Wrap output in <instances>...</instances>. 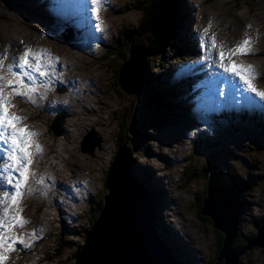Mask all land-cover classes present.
<instances>
[{
    "label": "rangeland",
    "instance_id": "obj_1",
    "mask_svg": "<svg viewBox=\"0 0 264 264\" xmlns=\"http://www.w3.org/2000/svg\"><path fill=\"white\" fill-rule=\"evenodd\" d=\"M149 2L150 0H100L97 15L102 30L97 32V21L92 22L93 18H96L92 13V0H83L79 8L70 2L75 13L66 0L55 5L52 0L50 2L48 0H0V14L10 12L15 21L22 23L21 27L17 23L14 24L0 17V59L4 56V62L7 60L6 64L11 66V69L15 68L13 63L8 61V55H12L10 58L17 61L18 55H21L26 49H30L34 53L36 52L35 48L39 50L37 44L42 47H45V44L47 46L45 50L48 51L51 58L55 54L59 58L63 55L64 61L73 66V77L80 80L77 87L81 89V96L74 93L75 100L85 99L87 97L84 96L86 89L91 88L95 92L94 95L92 94L94 100L91 103L96 110L100 108L98 110L100 115L110 119L108 125L112 130L109 134L107 128L105 131H100L96 126H90L91 124L80 126L78 123L75 143L61 146L68 149L63 152L64 157L68 158V161H75L83 170L84 175L78 174V178H73L72 182L85 183V187L71 183L66 202L63 200V193L56 187H49L46 191L40 185H45V182H49L55 176L60 181L67 182L65 177H68L70 172L67 169L70 168L67 162H62L64 166L62 170L65 172L61 173L62 179L50 169L51 165L46 163L58 161L55 154L42 157L39 153L33 157V163L30 166L31 175H29L27 185L22 189L19 203L13 205L11 211V216L20 212L19 215L26 223L23 227H13L8 233L9 238L24 239L27 246L17 243L14 251L5 253L7 256L5 264L75 263L78 248L85 243L88 233L105 205L106 197L101 199L99 194L103 192L105 195L108 194L107 175L122 145H126L131 150L130 169L132 168V174L135 179H138L139 185L153 203L152 213L153 209L155 211L153 224H155L157 232L163 243L174 248V254L183 262L191 260V264H212L220 251L222 232L215 229L209 217H203L200 213L203 201L207 196L208 178L212 171L226 170L235 176L244 188L241 198L240 232L235 245L240 246L244 240L247 241L254 236L258 226L264 223V99L248 91L236 76L229 75L218 67L217 58L219 51L223 50L227 56L229 50L234 49L244 38H249L252 41L249 53L232 56L231 60L237 65H251L255 76L253 86L258 91H264V0H177L176 19L178 18L180 23L177 31L181 37L178 36L177 43L181 47V51L188 49V52L192 50L194 54L201 55L191 57L179 52V49L174 46L167 47L164 58L149 55L145 72L146 80L148 78L147 86L156 93L161 90L167 98L165 104L168 105V108L174 109L169 112L170 117L162 118L164 119L163 125H158L161 124L162 119H157V124L145 116L141 110L142 99H134L129 96L119 82L120 69L125 59L129 57L132 42L147 41L150 44L151 32L143 33L139 38L138 36L131 37L138 33L140 26H143V10L150 5ZM119 7L126 11L121 13ZM66 22L68 24H65ZM72 25L75 26L77 32L75 37H71L67 42L64 39V33L66 32L65 35H67L68 28ZM19 32L21 35L18 34ZM79 34L87 42L84 52H80V48L75 51L70 48V52L66 53L67 48L64 46L71 47L74 40L82 38ZM89 34L93 35H91V40L87 38ZM193 35H196L197 39ZM12 38L20 40L21 43H12ZM213 38L216 43L215 48L211 47ZM194 39L197 41L196 45L193 43ZM205 45L208 47L205 48ZM72 51L74 55L71 56ZM80 60L83 64L93 60L94 62L79 67ZM199 62L202 65L196 66ZM227 63L226 59L225 64ZM50 65H53L51 59ZM0 67H2L1 70H6L4 65ZM200 68L205 73H210L214 80L221 79V84L228 88V95L215 102L216 105H209V108H207L208 103L211 100H217L216 98L220 97L219 93L213 90L211 94L205 95V93L199 92L202 86L198 85L200 88L195 91V94L199 92L197 94L199 100H197L193 90L197 89L196 84L198 83L195 78L192 79V82L188 80L192 73H195L197 69L200 71ZM81 69H83L82 72H80ZM43 71L46 75H40V77L47 79V89L60 93L67 91L66 80L53 79L56 77L54 75L57 72L56 69L49 70L47 68ZM6 72H9V69ZM30 72L27 71V75L14 72L18 75L13 76L16 79H12L13 83H16L18 79L23 80V84L19 86L20 91H26L27 88L34 89L28 96H14L10 88L4 87V95L13 105L9 112L17 117H22V121L26 124L25 127L30 131L44 132L45 140L62 139L65 128L67 129L72 117L62 109L47 110V113L44 111L45 102L41 95L43 96L45 90L35 83L39 73ZM59 74L62 73L59 72ZM72 75H63V77L72 78ZM6 77L8 78V76ZM98 77L100 80L96 79ZM50 78L52 79L49 80ZM82 80H85V84ZM96 80V83L101 85V89L97 84L96 88L94 87ZM2 81L3 79H0V85H6V82ZM6 81L8 80L6 79ZM106 89H108V94H105ZM74 90L76 89L74 88ZM233 92H235L234 95H232ZM241 92H246V95L243 96ZM237 93L241 98H234ZM153 95L156 96V94ZM96 96H100L106 103H111L112 108L107 109L103 104L95 105V102L99 104ZM198 107H204L205 110ZM13 108L16 109L15 112ZM80 109L87 113L83 107ZM60 114L66 115L60 128L61 136L57 135L51 127L53 119ZM84 117L89 123L90 115L87 113ZM91 118H95V116ZM247 120L251 123L250 125L245 123ZM181 128L188 129V135L185 131L180 130ZM123 130L125 132L120 141L119 135ZM119 132L121 133L119 134ZM171 132H174L172 137L176 141L170 143L169 152L159 153L155 149V135L170 134ZM90 133H94L92 137L97 143L92 154L82 150L85 137ZM34 140L39 145L43 144L40 133L34 137ZM56 144L61 145L63 142L59 140ZM52 146L55 149L56 145ZM149 147L152 151L148 150ZM41 148V152L46 151L45 147L41 146ZM7 150L8 147L0 146V197H3L5 192L14 193L13 187L18 175L13 172V187L8 185L6 179L8 172L1 170L7 161ZM101 152H105L103 160L96 157L100 156ZM171 152L176 155L177 159L181 158V163H178L174 156H172V161L166 158L165 154L168 155ZM153 155L157 156L164 165H169L164 179L169 186L172 185V195L183 197L182 208L177 203H172L170 208L163 203L165 201L163 194L155 192L159 187L161 188L162 184L158 185L159 182L152 178L147 165L142 166V172L139 175L136 174L135 164L144 163ZM4 159L6 160L3 161ZM71 169L74 168L71 167ZM169 174L176 178V184ZM1 177H3L2 180ZM141 182H146V184L143 185ZM56 184L59 186L58 182ZM149 188L155 192L153 200V193L149 191ZM71 191L72 193L75 191L76 200L70 198L73 195ZM39 192L42 194L35 195ZM155 199H159L163 205L158 207ZM8 200H11L10 196ZM53 201L56 209L51 206L50 209L45 207L52 205ZM6 207H8L7 204L0 205V214H3ZM61 208H64L66 212L68 210L66 215L68 218L66 217L64 220L63 213L59 212ZM49 211L52 213L50 216L46 215V212ZM49 218L53 219L51 224H49ZM174 220L180 228L179 233L171 229ZM41 225L45 227L40 229ZM185 232L184 238L182 236ZM36 234L41 235L37 237ZM191 234L194 238V245H191L189 241L188 236ZM35 240L37 242H34ZM183 252L187 253V257ZM239 264H264L263 248L255 247L246 251L241 256Z\"/></svg>",
    "mask_w": 264,
    "mask_h": 264
},
{
    "label": "water",
    "instance_id": "obj_2",
    "mask_svg": "<svg viewBox=\"0 0 264 264\" xmlns=\"http://www.w3.org/2000/svg\"><path fill=\"white\" fill-rule=\"evenodd\" d=\"M64 36L67 42L73 37ZM128 55L121 68L120 85L132 98L143 99L149 44L132 42ZM60 126L51 125L57 135L61 133ZM92 134L85 137L82 146L84 152L91 154L97 144ZM130 162L131 150L122 145L109 170L105 205L77 252L74 264H183L158 234L153 224L152 201L134 178ZM242 193L240 183L226 170L209 174L201 215L209 217L215 229L224 234L215 264H239L246 251L255 247L264 250V223L246 245L235 247Z\"/></svg>",
    "mask_w": 264,
    "mask_h": 264
},
{
    "label": "bare ground",
    "instance_id": "obj_3",
    "mask_svg": "<svg viewBox=\"0 0 264 264\" xmlns=\"http://www.w3.org/2000/svg\"><path fill=\"white\" fill-rule=\"evenodd\" d=\"M118 1V0H117ZM81 4V3H80ZM85 4V3H84ZM108 5V4H107ZM120 8V12L121 13H124V11H126L124 8ZM49 12V11H47ZM51 13V12H49ZM10 12H3L0 14V17L2 19H5V20H8L10 22H13L14 24L17 23L19 24L21 27H22V23L19 22V21H15L11 15ZM52 14V13H51ZM1 19V20H2ZM4 21V20H2ZM15 21V22H14ZM93 21H97L96 18H93L92 22ZM100 21V20H99ZM108 21V20H106ZM110 24V23H109ZM114 24V23H113ZM90 25V23H89ZM111 25V24H110ZM89 27V26H88ZM109 27V26H108ZM1 28V27H0ZM97 30V29H96ZM95 30V31H96ZM98 32V31H97ZM7 33V32H6ZM19 35H21V33L19 32L18 33ZM101 34V33H99ZM92 35V34H91ZM90 34L87 36V38L89 40H91V36ZM79 36H81L82 38L80 39H77L74 40L73 44L70 46H64L66 47L65 50L66 53H69L70 52V48L73 49V51H75V49L77 48H80V52H84V48L87 46V42H86V39H83V36L81 34H79ZM96 36V35H95ZM2 37V36H1ZM10 38V37H9ZM85 38V37H84ZM13 39V42L12 43H17V44H20V40H15L14 38ZM32 39V38H31ZM11 40V39H10ZM3 41V40H2ZM12 41V40H11ZM10 44V43H9ZM43 44V43H42ZM54 45H55V41H54ZM62 45V44H61ZM15 46V45H14ZM37 48L39 47V50H37L35 48V53H41L43 58L42 60L40 61V63L44 66L42 70H47V68H49V70H52V68L56 69L57 72L54 73V75L56 77H54L53 79H62V80H66L67 81V84H68V88H67V91L64 92V93H60V92H55L53 90H50L49 88L47 89V86H46V83H47V79L46 78H42L40 77V74H39V77L37 78L36 80V84H38V86H41L45 91H44V94L43 96L41 95L43 101L45 102V105H43V108H44V111L47 113V110H58V109H62L64 111H66L67 113H69L70 117H72L70 119V123L68 124L67 126V129L65 128V132H64V135L62 136V139H55V138H52V139H48V140H45L44 137H45V133L44 132H38L40 133V136L42 138V142L43 144H41L40 146H42L43 148L45 147L46 148V151L44 152H40V154L42 155V157H46L48 154H55V158L59 159L58 161H56L55 163H51L50 161L49 162H46V163H49L51 165V168L57 176H61V173H65L63 170H62V167H64L62 165V162L63 161H66L67 162V165L70 167V168H67L70 170L69 174H68V179H69V182L72 181L73 178H78V174H83V170H81V167L75 163V161H68L67 159L68 158H65L64 157V154L63 152L64 151H67L68 149L64 148V147H61L65 144H70L72 143V145L75 143V141L77 140V134H78V123L80 124V126H83L84 124H91L90 126H96L98 128V130L100 131H105V128H107V133L110 134V126L108 125V122H109V118H106L104 116H102V114L100 115L98 113V110L95 109V106L92 105L91 101L94 100V97L92 96V94L94 95L95 92L89 88L86 89L85 91V95L84 96H87L85 99H83L82 101L81 100H75V94L77 93L78 96H81L80 95V92H81V89L79 87H77V85L80 84V80H78V78L76 77H73V72H72V68L73 66H71L70 64L66 63L64 61V57H58L56 54L55 56H53L52 58L50 57L48 51H46L45 47H47L45 44L44 46L45 47H42V46H38V44L36 45ZM3 47V46H2ZM8 47V46H7ZM12 49V48H11ZM87 49V48H86ZM60 50V49H58ZM57 50V51H58ZM2 51H3V48H2ZM6 51V50H5ZM21 51V50H20ZM71 52V56L74 55V52ZM60 52V51H59ZM86 52V51H85ZM62 54H63V51H62ZM83 54V53H82ZM85 54V53H84ZM52 55V54H51ZM54 55V54H53ZM12 56V55H11ZM10 55H8V61L10 60L13 65L15 66V68H12V72H17V73H21V70L19 67H17L18 63H19V57H20V54L18 55V59L17 61H13L10 57ZM64 56H67L66 54H64ZM68 57V56H67ZM70 57V56H69ZM3 61H4V56L2 57ZM50 59L53 61V65H50ZM7 60H5V62L2 64V66L4 65L6 70L8 71L9 65L6 64ZM93 61L89 62V63H86V64H83L82 61L80 60L78 62V66L79 67H84V65H89L91 63H93ZM65 65V66H64ZM122 68V67H121ZM5 70V69H4ZM5 70V71H6ZM30 71V70H28ZM83 69L80 70V72H82ZM89 71V70H88ZM121 71V69H120ZM201 71V70H200ZM33 73H36L34 71H31ZM30 72V73H31ZM59 72H61L62 74H59ZM2 75V74H1ZM63 75H72V78H64ZM8 76V78L6 77ZM59 76V77H57ZM4 78H7V80H12V79H16L15 77H13V75L10 73V72H7V75H6V72L3 73L2 77L0 76V79L2 80L3 79V82H4ZM19 78V77H18ZM36 79V78H35ZM52 78H50L49 80H51ZM97 80H100V77L96 78ZM97 80L94 82V87L96 86V84L99 86V88L101 89V85H99V83H96ZM82 82L84 83L85 80H82ZM5 83V82H4ZM29 83V82H28ZM6 84H7V81H6ZM85 84V83H84ZM72 85H74L72 87ZM199 84H196V87L197 89H199L200 87H198ZM74 88L76 90H74ZM96 88V87H95ZM75 93V94H74ZM105 94H108V89L105 90ZM97 99L99 100V104H97L95 101V105H104L105 108L109 109V108H112V104L111 103H106V101H103L102 98L100 96H96ZM61 98V99H59ZM83 107V109L85 111H87V113L90 115V119H89V123L88 121L86 120V118L84 117V115H86L87 113L86 112H83L80 108ZM106 110V109H105ZM116 112V109L114 110ZM95 118H91V117H94ZM65 117L66 115L65 114H60L59 116L55 117L52 121V125L56 124L57 125H62V123H64V120H65ZM100 118V119H99ZM73 119V120H72ZM61 128V126H60ZM82 129V128H81ZM180 130H183L185 131V133L188 135L189 131L188 129L186 128H181ZM61 131V130H60ZM112 131V130H111ZM36 132V131H35ZM112 133V132H111ZM172 133L174 132H171L170 134H162V135H155V149L159 152V153H167L169 152V150L171 149V145L170 143L172 141H176L175 138L172 137ZM61 134H62V131H61ZM60 134V136H61ZM169 136V137H167ZM65 138V139H64ZM62 141L63 144L59 145V144H56L58 143V141ZM53 144L56 145V147H54L55 149H53ZM143 144H145V141H143ZM71 146V145H70ZM70 149V148H69ZM45 150V149H44ZM149 151H152V149H150V147L148 148ZM178 151V150H177ZM74 152V151H73ZM173 152H176V151H173ZM173 152L169 153L168 155L165 154L166 158L170 161L173 160V157L174 156V159L176 158V155L173 154ZM137 155V154H136ZM135 155V156H136ZM99 160H103L104 157H105V152H101V155L99 156H96ZM3 158V157H2ZM71 158V157H70ZM6 159H4L3 161H5ZM98 160V162H99ZM176 160L178 161V163H181V158L177 159ZM43 162V161H42ZM53 162V161H52ZM148 162V164H147ZM89 163V162H88ZM92 163V162H91ZM205 163V162H204ZM71 164V165H70ZM84 164H86L84 162ZM145 164V165H143ZM47 165V164H46ZM45 165V166H46ZM148 166L150 168V172L149 174L152 175V178L155 179L158 183V185H160V183L162 184L161 188L159 187L158 190H156L155 192H159L160 194H163V196L165 197V201H163V203L167 204L168 207L170 208V206L172 205V203H177V205L181 206L182 208V203H183V197L182 196H175V195H172L171 194V189H172V185L169 186L168 185V182L164 179V175H165V172H166V169H168L169 165H164L160 159H158L157 156L153 155L151 156V158H148L146 159V161L144 163H140L138 162V164L136 165L135 164V172L137 175L140 174V172H142V166ZM49 166V165H48ZM67 167V166H66ZM65 167V168H66ZM71 167H73L74 169H71ZM98 167V166H97ZM64 169V168H63ZM1 170L3 171L4 170V167L1 168ZM92 170V169H91ZM169 170V169H168ZM49 171V170H48ZM68 171V170H67ZM42 173V172H41ZM241 173V172H240ZM8 174V173H7ZM45 174V173H44ZM244 174V173H243ZM84 175V174H83ZM172 181L176 184L177 183V180L176 178L172 175V174H169ZM67 177V176H66ZM65 177V178H66ZM5 178V177H4ZM42 178V177H41ZM62 178V176H61ZM3 179V177H1V180ZM63 179V178H62ZM84 179V178H83ZM137 180V179H136ZM36 181V180H35ZM246 182H248L247 180H245ZM41 182V181H40ZM56 182H59V185L60 187L56 186ZM66 182V181H65ZM64 181H60L58 179V177L55 176V178L49 180V182H45L46 184H41L40 186L45 188L46 191L48 190L49 187H56V189H58L59 191L62 192V188L61 186L63 184H67L65 183ZM68 182V181H67ZM79 182V181H78ZM77 182V183H78ZM93 182V181H91ZM35 183V182H34ZM95 183V182H94ZM80 186H84L85 187V183L84 182H81V183H78ZM250 184V183H249ZM142 185V184H141ZM95 188V187H94ZM39 189V188H38ZM35 192V191H34ZM42 192V190H41ZM39 192V193H36L35 195H41L42 193ZM12 193V192H11ZM72 193V191H71ZM158 194V193H156ZM68 195V194H67ZM69 196V195H68ZM76 197V196H75ZM159 199H160V196H159ZM159 199H155L156 200V204L158 205V207H161L163 204L159 202ZM55 200V199H54ZM67 200V199H66ZM65 200V202H66ZM59 201V200H58ZM31 202H33L31 200ZM249 203V202H248ZM153 205V203H152ZM160 205V206H159ZM56 207L55 205V202L53 201V204L52 205H49V206H45L47 207L48 209H50L51 207ZM70 206V205H69ZM13 207H11V211L13 210ZM54 207V208H55ZM60 207V205H59ZM158 207H157V211H158ZM57 208V207H56ZM55 208V209H56ZM74 208V207H73ZM153 208V206H152ZM40 209V208H39ZM156 209V207H155ZM53 210V209H52ZM156 211V212H157ZM59 212L60 213H63L64 217L62 216L63 220L66 219V215L68 214V212L64 211V208H61L59 209ZM154 209H153V213H154ZM20 214V212L18 213ZM156 214V213H155ZM2 215V213L0 214ZM10 215H11V212H10ZM46 215L50 216L52 215V213L49 211V212H46ZM68 218V217H67ZM156 219V218H155ZM53 221L52 218H49V224H51ZM155 221V220H154ZM176 220L172 221V225H171V229L175 232H180V228H178L177 224H176ZM42 224V223H41ZM161 225V223H160ZM155 226V224H154ZM42 227H45L44 225H41L39 228L41 229ZM38 233V232H37ZM43 233V231H42ZM38 235H41V234H37V237ZM185 235H186V232L184 234V237L185 238ZM189 237V241H190V244L191 245H194V238L192 237V234L188 236ZM37 242V241H35ZM196 244V242H195ZM198 244V243H197ZM81 248V247H80ZM33 261V260H31Z\"/></svg>",
    "mask_w": 264,
    "mask_h": 264
},
{
    "label": "snow or ice",
    "instance_id": "obj_4",
    "mask_svg": "<svg viewBox=\"0 0 264 264\" xmlns=\"http://www.w3.org/2000/svg\"><path fill=\"white\" fill-rule=\"evenodd\" d=\"M92 4L93 16L97 19L96 29L100 31L102 30L101 22L97 15L100 0H92ZM251 43L252 41L249 38H244L234 49L228 51L227 56L223 50L219 51L217 54L218 67L222 68L225 73L236 76L248 91L264 99V91H258L253 86L255 76L252 66L237 65L231 60V57L235 55H247L251 50ZM204 47L207 48L208 46L205 45ZM211 47H216L214 38ZM42 58L41 53H34L32 50L26 49L20 55L17 67L20 68L23 75H27L28 70L38 72L41 76L46 75L42 70L44 66L40 63ZM226 59L228 60L227 64H225ZM9 72L13 76L18 75L12 72L11 67H9ZM22 84L23 80L18 79L16 83L9 80L6 85H0V142L8 146L7 161L3 166L4 170L8 172L6 177L8 185H13L12 173H18L15 178L14 193L5 192L3 197H0V205H8L4 209L3 214L0 215V264H5L7 260L5 253L14 251L17 243L27 246V242L20 237H8V233L13 227H23L26 223L19 214L11 216L10 212L11 207L19 203L22 189L27 185L29 175H31L30 166L33 163V157L42 151L41 146L34 140L38 133L30 131L26 127H19L18 125L23 118L12 115L9 112L13 105L4 95V87L10 88L14 96H28L30 92L34 91L31 88H27L26 91H20L19 86ZM29 149H34V151ZM9 196L11 197L10 201L8 200Z\"/></svg>",
    "mask_w": 264,
    "mask_h": 264
},
{
    "label": "trees",
    "instance_id": "obj_5",
    "mask_svg": "<svg viewBox=\"0 0 264 264\" xmlns=\"http://www.w3.org/2000/svg\"><path fill=\"white\" fill-rule=\"evenodd\" d=\"M149 6L144 9V24L143 26H140L138 33L135 35H131V37L138 36L141 37L143 33L151 32L150 35V44H149V49H150V55L151 56H158L159 58H164V54L167 51V47H177L179 49V52L184 53L185 55L188 54L191 57L193 56L194 52L192 50L185 49V51H181V47L177 43L178 36L180 37V34L178 33V27H179V20L178 18L176 19V4L177 0H150ZM183 39V38H182ZM145 92L143 95V99L141 101V110L144 112L143 114L145 116H148L151 118V120L155 123H157V119H162L163 117L165 118L166 116L170 117L169 112L174 111V109L168 108V105L165 104L167 101V98L165 97L166 95L162 93V91H151L150 88L148 87V78L145 80ZM155 92V93H154ZM153 94H156L153 95ZM168 96V94H167ZM166 98L165 100L163 98ZM164 119H162L161 124L158 125H163ZM122 130V127L120 131ZM125 130L119 132L120 136V141L123 137V133ZM109 174V173H108ZM108 176V175H107ZM138 180V179H137ZM143 185L146 184V182H141ZM242 189H244L242 187ZM149 191L153 193L152 200L154 199L155 192L154 190L149 188ZM99 197L103 199L106 197L105 193L99 194ZM201 205V203H200ZM103 208V207H102ZM102 210V209H101ZM201 213V211H200ZM95 218L97 215L95 214ZM241 219V218H240ZM92 221H94L92 219ZM240 232V231H239ZM223 239H224V234ZM246 240L243 241V243L239 245L236 244V248L240 249L244 245H246ZM62 246V245H61ZM177 247V246H176ZM60 249V248H59ZM64 249V246H63ZM80 250V247L78 248V251ZM221 250V248H220ZM63 251V250H62ZM61 251V252H62ZM77 251V252H78ZM174 252V250H172ZM183 254L187 257V253L183 252ZM219 254V252H218ZM189 260V259H188ZM186 260V261H188ZM217 261V258H215L212 261V264H215ZM184 264H191V260L189 262H185Z\"/></svg>",
    "mask_w": 264,
    "mask_h": 264
},
{
    "label": "flooded vegetation",
    "instance_id": "obj_6",
    "mask_svg": "<svg viewBox=\"0 0 264 264\" xmlns=\"http://www.w3.org/2000/svg\"><path fill=\"white\" fill-rule=\"evenodd\" d=\"M202 206V204L200 205V207ZM222 241H223V235H221V237H220V247H219V249L222 247Z\"/></svg>",
    "mask_w": 264,
    "mask_h": 264
}]
</instances>
